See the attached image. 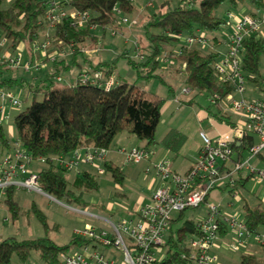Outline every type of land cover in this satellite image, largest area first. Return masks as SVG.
Returning a JSON list of instances; mask_svg holds the SVG:
<instances>
[{
  "label": "trees",
  "instance_id": "obj_1",
  "mask_svg": "<svg viewBox=\"0 0 264 264\" xmlns=\"http://www.w3.org/2000/svg\"><path fill=\"white\" fill-rule=\"evenodd\" d=\"M2 1L5 0H0V42L4 39L6 43H0V51L6 49L3 52L14 53L12 51L23 45L29 55H32L34 54L32 42L44 40L48 35L51 38L48 53L53 49L60 53L64 47H68L67 51L71 52V56L66 58L59 54L55 55L53 60L49 57L45 58V62H50L48 73L43 78L37 76L36 81L27 83L33 99L14 116L13 127L16 141L25 153L31 155L33 159L46 158L47 167L37 172V181L41 190L57 200L84 207L88 202L83 194L92 193L99 188L97 180L99 172L93 168L82 169L70 182L67 177L70 170L61 165L58 158L69 157L74 150L87 146L102 147L107 150L113 145L116 135L122 131H127L144 142L145 149L155 144V130L161 118V108L167 98L146 89L145 84L153 78H160L158 73L160 57L164 60L173 55L172 62L175 60L179 64H185L182 73L184 83L189 90L206 92L208 95L216 92L220 96L231 92V86L220 83L214 72L213 64L218 58V53L203 51L197 46L182 45L181 54L175 55L170 47L178 41L176 35L183 34L184 31H187L188 35L197 31L211 33L225 26L228 17L216 13L225 1L232 8L245 6L248 2L256 10L264 9V0H179L173 6H170L171 0H162L160 5L149 14L144 25L147 43L141 49V59L128 58L129 65L135 70L136 80L133 82L118 80L115 86L106 90L79 80L72 84H60L57 82V77L72 63H76L80 70L84 68L80 62H77L80 55L88 62L85 68L90 73L99 70L104 75H112L115 61L93 63L86 56L87 42L97 41L90 25L116 26L120 13L134 10L131 0H69V7L87 9L91 12V19L83 27H73L67 20L50 26L44 18L46 0H6L9 1L6 7H2ZM255 9L247 14L258 16ZM46 26L53 27L52 35L46 32ZM150 28L157 30L150 31ZM263 53L264 38L250 34L243 39L242 69L246 79L256 85L261 81L259 60ZM17 68L7 63H0V91L23 84L25 81L23 78L3 75L4 72ZM38 93L43 96L41 100L36 99ZM192 102L193 99H190L187 103ZM213 105L218 107V112L213 114L209 111V113L213 114L217 121L229 126L235 124L232 115L223 112L217 104ZM254 141L253 134L248 133L238 146L234 145V150L240 157L244 156ZM182 142L183 135L175 129L170 130L162 140L163 145L173 150H178ZM10 143L0 122V148L6 151ZM258 157L264 162V153H259ZM102 168L110 174L115 183H123L125 173L118 164L105 160ZM243 181L239 178L236 183L243 184ZM14 188L8 186L4 190V203L13 220L19 215V206L13 196ZM30 210L43 224L46 234L35 238L18 239L15 236L3 238L0 241V264H11L14 254L22 263H26L33 251L37 252L41 263H54L59 260L62 253L89 242L75 236L64 244L56 243L47 234L51 227L45 215L34 203H31ZM242 210L248 233L259 231L264 225V203L252 205L245 202ZM182 213L183 211H180L178 219L181 218ZM226 227L222 222L220 229L222 235L227 234ZM169 233L168 257L161 264H173L175 260H172L173 263L170 262V257L176 258L179 253L187 251V239L197 233L196 221L187 218L175 231L171 227ZM240 262L262 264L258 257L247 253L241 254Z\"/></svg>",
  "mask_w": 264,
  "mask_h": 264
},
{
  "label": "built area",
  "instance_id": "obj_2",
  "mask_svg": "<svg viewBox=\"0 0 264 264\" xmlns=\"http://www.w3.org/2000/svg\"><path fill=\"white\" fill-rule=\"evenodd\" d=\"M69 0H46L47 8L45 20L50 26H55L63 20L69 21L73 27H83L91 19V12L87 9L79 10L68 6ZM119 12V10L117 9ZM128 22L127 18H122ZM136 24V21H132ZM264 17L253 16L247 13L237 17L231 30L225 34L226 51L218 57L214 64V72L220 83L231 86L232 91L220 96L219 93H211L209 102L217 104L223 110L239 117L233 126L227 125L224 132L212 137L204 130H199L202 144L197 152L191 167L185 174H178L170 167L168 159L150 163L145 172H153L161 180L163 186L155 188L149 195L146 203L139 206L136 217L119 219L117 222L108 221L107 228H96L92 225L75 230V234L89 241L79 250L62 253L57 262L49 264H118L115 253L107 252L110 247L122 251L123 257L119 264H161L166 261L167 254V230L170 231L172 219L170 212L173 210L184 211L186 208H197L202 203H207V213L196 221L197 233L187 239V251L181 252L173 264H216L217 256L213 253L216 240L219 238L221 223L227 225L229 240L226 246L231 250H240L245 245V238L251 234L246 229L243 218L237 215L226 214L219 206L208 203L207 197L215 183L218 186L227 187L236 184L232 173L236 171L252 177L257 182H264V168L252 164L251 160L264 153V94L260 97L245 99L242 94L245 91L246 76L242 69V41L255 34L264 38L262 33ZM96 25H90L95 28ZM114 34V31H113ZM182 45L197 46L200 49L209 45V39L202 31L183 37L176 35ZM51 38L46 35L44 40L32 42V51L37 56L35 61L23 60L21 52H3L0 54V63H7L12 67H23L25 70L41 69L42 61L49 57L54 59L53 53H48ZM181 45V46H182ZM181 47L174 50L175 55L181 54ZM174 56L166 57L164 61L172 64ZM34 62V63H33ZM185 64L180 66L183 72ZM60 81L61 77H57ZM78 80L82 83H90L106 90L117 84L111 75H104L102 71L95 70L92 73L87 68L79 72ZM189 88L183 87L182 92L187 93ZM264 91V88H263ZM18 94L9 90L0 91V122L7 119L4 113V102L8 99L13 105H20ZM225 112V111H223ZM227 113V112H226ZM248 133L253 134L254 143L248 149L246 155L239 156L236 161L232 155L236 152L234 145L240 143ZM257 137V140H256ZM106 149L102 147L87 146L73 151L69 157H59L58 162L68 170L76 168L80 162L93 163L105 156ZM149 151L143 147H133L126 151L124 164H130L149 159ZM46 163L45 157L33 159L25 153L19 143L14 140L6 150V155L0 163V192L8 186L24 187L36 191H42L38 181L37 172L31 171L33 161ZM230 161L233 169H229L226 163ZM99 173L104 169L99 168ZM228 178L229 182H223ZM233 187L231 189H233ZM227 230V231H228ZM255 238L260 245H264V225L257 231ZM32 264H47L34 262ZM171 264V263H168Z\"/></svg>",
  "mask_w": 264,
  "mask_h": 264
},
{
  "label": "rangeland",
  "instance_id": "obj_3",
  "mask_svg": "<svg viewBox=\"0 0 264 264\" xmlns=\"http://www.w3.org/2000/svg\"><path fill=\"white\" fill-rule=\"evenodd\" d=\"M131 1L134 5V10L132 12L120 13L117 17L118 24L116 26L105 25L97 26L91 29L92 34L97 37V41L87 42V48L91 49V51L86 54L87 58L90 59H96L102 56L101 58L107 61H115V69L112 73L113 77H115L117 80H126L128 82H133L136 80L135 70L132 69V67L129 65L128 58L136 60L141 59V49L147 43L146 30L144 25L149 17V14H151L157 7V5L162 2V0H152L153 6L147 7V2L149 0ZM178 1L179 0H171L170 6H173ZM8 4L9 1H2V7H6L8 6ZM245 5L251 7L250 10H253V8L255 9V7L248 2H246ZM240 8L241 5L238 6V8H232L230 4L225 1L216 10V13L220 16L222 15L228 17V12L237 13L238 10L240 11ZM256 13L264 15V9L256 10ZM123 17L127 18L128 22H123ZM134 20L136 21V24H132V21ZM225 27L226 26H223L220 30L211 33L204 32L209 39L210 45L211 39L213 37L222 39V32L224 31L223 29ZM149 30L155 31L157 29L150 28ZM261 30H264V25H262ZM46 32H48L49 35H52L53 27L46 26ZM182 35L183 37H185L188 35V32L184 31ZM0 43H6V41L3 39ZM182 43L183 42L181 40H178L174 42L170 48L172 50L179 48ZM211 47L208 45L206 47H202V50L213 51V49H217L221 52L223 50L221 48V45H218L214 48ZM210 48L211 50H209ZM66 50H68V47H64V50H62V52L60 53L58 52V54L61 56L62 54H64L63 51ZM3 51L1 50L0 53H2ZM16 51L21 52L24 61L25 58L29 56L27 49L23 45H21L20 48H18ZM56 51L57 50L53 49L49 54ZM97 55L98 57H94ZM35 57L36 56H34L33 61H35ZM162 58L163 57H160V65L158 68L160 78H153L145 84V88L152 92H155L160 96L166 97L167 100H171L175 93V95L179 97V101H177V108L175 105H173L174 108H171L168 112L165 111L164 113H162L160 121L155 130V139L160 140V138L168 130L175 128L185 136L186 142L189 146L192 145L193 142L197 141L196 139L197 133H199V129L207 128L209 121L215 120L213 114L218 112V107L216 105L210 104L209 95L206 92L198 93L195 90H189L187 93H183V87H188L184 83V77L180 70L181 64L174 60V65L169 66L171 64H168V62L164 61ZM77 60V62H80L82 66H84V68L88 65V62L84 61L81 55ZM68 62L70 63V59H68ZM49 67L50 62H45L43 64V67L37 70H35L34 68L25 70L23 67H19L16 70L4 72L3 75L5 77L11 76L18 79L23 78L25 80L19 87L6 89L10 90L12 93L18 92L17 97L20 101V105H13L7 99L4 102L3 106V110L5 115L7 116V119L1 120V124L4 127L11 142H13L16 137V132L13 127L14 116L20 110L28 106L33 99V95L29 91L27 83L32 82V76H39L41 78L45 77L48 73ZM173 68H176L180 71H174ZM259 71L261 78L259 85H256L246 79L244 84L245 91L242 94L245 99L260 97L264 94V53L261 55L259 60ZM79 72L80 67L76 63H72L69 68L60 75L61 80L59 81L57 79V82L60 84H72L78 80ZM138 82L140 81L138 80ZM42 97L43 96L41 93H38L36 95L37 100H41ZM190 99H193V102L187 103ZM209 111H211L213 114L209 113ZM223 111L232 115V119L234 122L238 121L239 117L230 113L227 109ZM120 135H127L129 139L132 140L131 142L129 139L125 140L124 142H120L119 147L123 148L126 151L136 146H145L144 142L140 141L135 135L127 131L120 132ZM113 146L114 144L111 147ZM152 146L153 145H149L148 148L150 149ZM170 158L175 162L176 166L179 160L174 157V154H171ZM121 163L123 164L122 161ZM32 164L33 165L29 167L31 168L32 172H38L41 168L47 167L46 163H42L37 160L33 161ZM260 165L262 168H264V162H262ZM227 167L231 170L233 169V165L230 161H228ZM75 176L76 175L71 171L67 173V177L70 182L74 180ZM232 177L236 181L240 178L239 174L236 171L232 173ZM97 180L99 185L98 190L92 193L83 194V197L88 202L86 207L80 206L75 203L68 204L65 201L57 200L53 196L48 195L43 191H36L24 187H15L13 196L19 206V215L15 220L11 218L10 213L4 203L5 195L0 192V241L8 236H15L18 239H23L40 237L46 234L43 224L30 210L31 203H34L36 207L45 215L46 221L51 227L47 234L59 244L67 242L70 240V238L77 236L76 234H74V231L76 229L82 228L85 221L92 222L96 226L107 227V223H104L102 221L98 222L94 218H88V215L76 212L72 208L88 209L91 212L95 210V212L101 213L106 217L113 218L112 220L115 222H117L121 218H132V214H128V212L130 211H122L121 206H127L132 201H134L136 193L141 189L139 190V187H134L133 193H126V189L129 186L130 182H125L122 184V186L120 185V187L122 188V191L126 196L120 195L119 192H121V190L117 188L118 184L112 180L110 174L106 171H104L103 173H97ZM219 181L220 180H218L215 183V187L210 190L206 201L210 204L212 203L219 206L226 214L237 215L241 219L243 204L245 202H248L249 204L255 205L258 202L257 194H259L260 188L262 187V185H264V183L261 184L250 177L243 184L236 183L234 185L235 188H233V191H230L233 186L228 185L227 187H223L225 186L223 185L219 187ZM223 182L228 183L229 179L223 178ZM142 190L144 191V189ZM91 196L97 197L99 199L98 203H102L105 205L116 203L118 200H120L122 202V205H119L120 208L118 212H121L120 215L122 214V216L117 220L116 218L119 216L118 213H116L115 215H110L107 210H104L102 208L99 209L90 199ZM206 213L207 203H202L197 208H186L183 211L180 219H178L180 211L173 210L170 212V218L174 220L173 222H171V227L175 231V229L181 226L182 222L185 219L192 218L197 221L198 218L205 216ZM4 216L6 219H4ZM166 234H170L169 230H167ZM254 236V233H251L249 235L250 238H254ZM228 238L229 236L227 237V239ZM71 249L77 250L74 248ZM108 251L115 253L116 262L118 264L121 263V259L123 257L122 251L117 250L115 247H110V249H107V252ZM215 253V255L217 256L216 264H240V256L242 252L221 248L219 252L215 251ZM33 262H40L38 254L35 251L32 252L29 261H27L26 263H22L18 259L16 254H14L11 259V264H31Z\"/></svg>",
  "mask_w": 264,
  "mask_h": 264
},
{
  "label": "crops",
  "instance_id": "obj_4",
  "mask_svg": "<svg viewBox=\"0 0 264 264\" xmlns=\"http://www.w3.org/2000/svg\"><path fill=\"white\" fill-rule=\"evenodd\" d=\"M159 5H160V3L157 5V7ZM152 6H153L152 0H149L147 2V7H152ZM250 8L251 7L245 5V6H242L240 8V11L238 10L237 13L228 12V22L225 25L226 27L223 29L224 31L222 32V34H223L222 39H219L218 37H213L211 39V45L213 48L218 46V45L222 46L221 47L223 49L222 52L220 50L213 49V52L218 53V57L221 56L226 51L225 34L231 30V26L233 25L234 20L237 17H239L241 14L248 13V10H249V12L252 11V10H250ZM257 15L264 17L263 14L262 15L257 14ZM263 31H262V33L264 34ZM211 45L209 44L210 47H211ZM211 48L209 50H211ZM177 49L178 48H176L174 50H177ZM90 51H91V49H88V48L85 49L86 54H88ZM63 53L64 54L61 55L63 58L71 56L70 51L66 50V51H63ZM53 54L58 55V51L54 52ZM99 54H100V52H99ZM34 56H37V55H34V54L29 55L27 58H25V60H33ZM94 57H98V55L94 56ZM101 57L96 58V59H90V60L93 63H97L99 61H107ZM37 58L42 59L41 57H38V56H37ZM42 63H45V60H43ZM173 65L174 64L172 63L171 66H173ZM173 70L178 71V72L180 71V70H177L176 68H173ZM111 76H113V75H111ZM37 79H38V77L36 78V76L35 77L32 76L31 81H36ZM116 81L118 83L117 79H116ZM16 93L18 94V92H16ZM177 101H179V97L177 95H175V93H174V96L172 97L171 100L166 99L164 105L161 108V115L165 111L168 112L171 108H174L173 105H175L177 108ZM221 110H222V108H221ZM227 127H228L227 124H225L223 122H219L215 119V120L209 121L207 128H201L199 130H204L207 133H209L212 137H216L220 132H224L227 129ZM174 129H171V130H174ZM175 130H178V129H175ZM169 131L170 130H168L166 133H168ZM166 133L160 138V140H156V143L152 144L153 146L150 149L148 147L146 148L150 154L149 159L147 161H139V162H134V163H130V164H124L123 159H125L126 150L119 147V144H120V142H124L125 140H128L129 137L127 135H120V133H119L118 135H116V137L113 141L114 146L110 147L109 149L106 150L105 156L102 159H98L91 164L80 162L76 166V168H74L70 171L73 172L75 175L79 174L80 170H82V169H90V168L92 169L93 168V169H95V171H98L99 168H102V163L105 160H110V161H113L114 163L118 164L120 167H122V169L125 173V178H124L123 183L130 182L129 186L126 189V191H127L126 193H133L134 187L135 188L139 187L138 188L139 190L141 189L139 192L136 193L135 200L132 201L127 206H125V205L121 206L122 202L120 200H118L116 203H110L108 205H105L102 203H98L99 199L97 197L91 196L90 199L94 202L95 206H97L99 209L102 208L104 210H107L110 213V215H115L116 213H118L119 216L116 218L117 220L122 216V214L120 215L121 212H118L120 206H121L122 211H124V210L130 211V212H128V214H132L133 217H136V211L139 208V206H141L142 204H144L148 201L149 195L151 194V192L155 188H157L159 186H163V184H164L163 180H161L153 172H150V173L145 172L146 166H148L150 163L157 162V161H160V160L166 158V159H168V161L170 163V167L173 171H175L178 174H185L188 171V169L191 167L194 159L197 156V152H198V150L202 144V141H201V139L197 133V139H196L197 141L193 142L192 145L188 146L186 139H185V136L180 132L183 135V142L180 145L178 150H173V149L168 148L167 146L162 144V140L165 137ZM15 140H16V137H15ZM129 140H130V142L132 141L131 139H129ZM171 154H174V157L179 160L178 163L176 164L177 167L175 166V162L170 158ZM5 155H6V151H4L0 148V161L3 160ZM121 161L123 162V164L121 163ZM251 162L253 165H255L257 167H261L260 164L263 162V160L260 159L259 157H255L251 160ZM227 164H228V162L226 163V166H227ZM240 178H242L244 180L243 181V183H244L250 177L242 174L240 176ZM259 183L263 184L264 182H259ZM122 184H118L119 186L117 185V188L119 190H121V192H119L120 195L126 196L124 194V192L122 191V188L120 187V185L122 186ZM142 189H144V191ZM259 191H260L259 194H257V199H258L257 203H259V202L264 203V185H262V187L260 188ZM2 194H4V191L2 192ZM72 209H74L76 212L83 213L84 215H88V218H91V219L94 218L98 222L102 221L104 223H107V227H108V221L115 222L112 220L113 218L106 217L101 213L95 212V210L91 212L88 209H80V208H78V209L72 208ZM242 218H243V212H242ZM4 219H6L5 216H4ZM85 225H92V226H95L96 228H107V227H102V226H96L92 222H89V221H85L83 227ZM225 226H227V225H225ZM226 230H228L227 227H226ZM229 233H230L229 230L227 231L226 235H222L221 232H219V238H218V240H216V246L213 247V249H212L213 253H215V251L219 252L221 250V248L222 249L223 248L229 249L226 246V243L229 240V238L227 239V237L230 236ZM74 234H75V231H74ZM249 235L245 238V245H243V247L240 250H237V252L239 251V252H242V254L247 253V254L255 255L256 257H258L259 260L262 261V264H264V246L260 245L257 242L255 236H254V238H250ZM64 243H66V242H64ZM64 243H62V244H64ZM73 248L79 250L81 247H73ZM72 251H75V250L70 249L67 253L72 252ZM232 251H236V250H232ZM240 264H241V262H240Z\"/></svg>",
  "mask_w": 264,
  "mask_h": 264
},
{
  "label": "water",
  "instance_id": "obj_5",
  "mask_svg": "<svg viewBox=\"0 0 264 264\" xmlns=\"http://www.w3.org/2000/svg\"><path fill=\"white\" fill-rule=\"evenodd\" d=\"M236 145L238 146L239 145V143H236ZM232 160L233 161H236L237 159H238V153L237 152H235L233 155H232Z\"/></svg>",
  "mask_w": 264,
  "mask_h": 264
}]
</instances>
